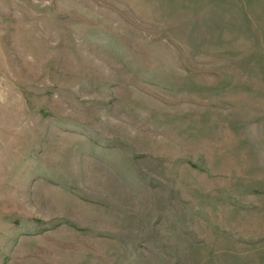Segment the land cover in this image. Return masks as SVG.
I'll use <instances>...</instances> for the list:
<instances>
[{
	"label": "rangeland",
	"instance_id": "rangeland-1",
	"mask_svg": "<svg viewBox=\"0 0 264 264\" xmlns=\"http://www.w3.org/2000/svg\"><path fill=\"white\" fill-rule=\"evenodd\" d=\"M0 264H264V0H0Z\"/></svg>",
	"mask_w": 264,
	"mask_h": 264
}]
</instances>
